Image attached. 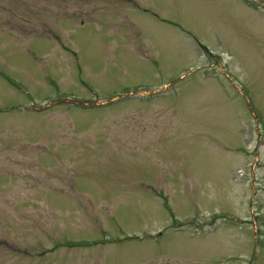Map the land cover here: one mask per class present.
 Masks as SVG:
<instances>
[{
    "label": "rangeland",
    "instance_id": "obj_1",
    "mask_svg": "<svg viewBox=\"0 0 264 264\" xmlns=\"http://www.w3.org/2000/svg\"><path fill=\"white\" fill-rule=\"evenodd\" d=\"M259 186L264 0H0V264H264Z\"/></svg>",
    "mask_w": 264,
    "mask_h": 264
}]
</instances>
